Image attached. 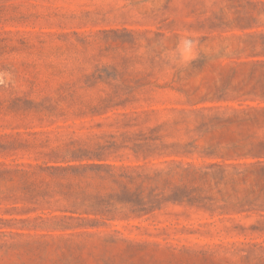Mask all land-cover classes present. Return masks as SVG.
I'll return each mask as SVG.
<instances>
[{"label": "rangeland", "instance_id": "374dc122", "mask_svg": "<svg viewBox=\"0 0 264 264\" xmlns=\"http://www.w3.org/2000/svg\"><path fill=\"white\" fill-rule=\"evenodd\" d=\"M253 33H264L256 0H0V162L52 164L144 138L192 151L122 150V163L162 176L143 183L141 205L110 217L29 213L0 198L11 224L73 217L36 222L34 238L0 236V264H264V165L201 176L244 152L230 145L264 134L201 124L203 108L260 102Z\"/></svg>", "mask_w": 264, "mask_h": 264}, {"label": "trees", "instance_id": "16d2710c", "mask_svg": "<svg viewBox=\"0 0 264 264\" xmlns=\"http://www.w3.org/2000/svg\"><path fill=\"white\" fill-rule=\"evenodd\" d=\"M257 6L264 8V2L256 0ZM251 38L259 37L262 40V52L264 53V33L252 34ZM261 65V73L264 76V60L254 61ZM256 88V87H255ZM254 88V89H255ZM256 93V92H254ZM260 102L252 105L240 103L233 105H218L203 108L207 112L202 120L203 126L224 127L234 123L259 124L264 130V85L258 86ZM222 99V98H219ZM255 101L256 97L250 98ZM234 150L243 149V153H234L230 156L232 162L226 159L217 161L207 168H215L210 171H201V176L215 179L217 182L230 177L240 178L244 170L249 167L264 165V134L253 136L244 144L233 143ZM184 146L159 143L157 139L144 138L141 142H106L96 144L92 149L72 152L69 160H55L52 164L0 162V198L6 201L12 200L13 204L22 203V208L29 213L47 207L60 209L64 213H76L81 211L86 215L110 217L117 212L116 206L138 207L140 196L144 192L143 183L161 178L162 173L155 171L150 176L144 171L142 165H127L118 158L122 156V150H133L136 157L137 151L146 152L145 155L166 156L172 154H191L192 151L183 150ZM0 153H2L0 151ZM65 159V158H64ZM264 170V169H263ZM154 189L151 191L153 192ZM186 188H175L174 194L186 193ZM150 195V194H149ZM135 198V199H134ZM18 207H12L16 210ZM43 214V213H42ZM36 214L22 220L3 221L0 219V236H16L34 238L38 227L36 222L48 220H65L73 217L51 215L50 217ZM16 224H19L16 226Z\"/></svg>", "mask_w": 264, "mask_h": 264}]
</instances>
